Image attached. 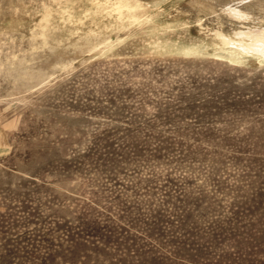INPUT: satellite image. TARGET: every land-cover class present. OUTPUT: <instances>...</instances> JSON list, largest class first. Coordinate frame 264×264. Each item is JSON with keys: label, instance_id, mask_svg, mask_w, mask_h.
Returning a JSON list of instances; mask_svg holds the SVG:
<instances>
[{"label": "rangeland", "instance_id": "1", "mask_svg": "<svg viewBox=\"0 0 264 264\" xmlns=\"http://www.w3.org/2000/svg\"><path fill=\"white\" fill-rule=\"evenodd\" d=\"M64 1L0 0V264H264V0Z\"/></svg>", "mask_w": 264, "mask_h": 264}, {"label": "bare ground", "instance_id": "2", "mask_svg": "<svg viewBox=\"0 0 264 264\" xmlns=\"http://www.w3.org/2000/svg\"><path fill=\"white\" fill-rule=\"evenodd\" d=\"M62 1V0H61ZM64 1V0H63ZM211 1V0H210ZM207 2V1H206ZM209 2V1H208ZM59 3V2H58ZM64 3H66L64 1ZM63 4V3H62ZM68 3H66L67 5ZM60 5V3L58 4ZM211 5V4H210ZM53 6V5H51ZM64 6V5H61ZM60 6V7H61ZM140 5L138 4H132V2L130 0H124V2H122L121 4H119V6H117L116 8L111 7V10L115 13H117L118 15V19L119 20H124L127 16V18L129 17V19L132 20H137V18L133 15V12L136 11V9L139 7ZM50 7V6H48ZM227 9V8H226ZM231 9V8H230ZM47 10V8H46ZM196 10V9H194ZM232 14L239 16L240 18L243 17V14L240 10L232 8L231 10ZM44 12V11H43ZM223 12V11H222ZM192 13V12H191ZM230 13V12H229ZM228 13V14H229ZM212 14V12H211ZM214 15V14H213ZM230 15V14H229ZM233 15V16H234ZM248 16V15H247ZM245 16V18L247 17ZM210 17V16H209ZM235 17V16H234ZM207 18V17H206ZM211 18V17H210ZM216 18V17H215ZM229 18H227L228 20ZM231 19H232V15H231ZM242 19V18H241ZM210 20V19H209ZM203 21V20H202ZM245 21V20H244ZM219 22V21H218ZM220 23V22H219ZM217 23V24H219ZM231 23V22H230ZM205 25V24H204ZM220 25V24H219ZM251 25V24H250ZM258 25V24H257ZM228 26V25H227ZM203 27V25H202ZM252 27V26H251ZM256 27V25H255ZM209 29V28H208ZM207 29V30H208ZM248 29V27H247ZM211 30V29H209ZM208 30V32H209ZM225 30V29H224ZM238 30V29H236ZM215 31V30H214ZM224 32V31H223ZM231 32V31H230ZM234 32V31H233ZM216 33V32H215ZM219 33V32H218ZM227 33V32H225ZM206 35V34H205ZM229 36V35H228ZM225 36L224 34L219 33L218 37L221 40V44L222 47H226V48H222L221 52H224L225 56L228 57L229 59H235L237 57H244L245 55H257L258 58L261 60V63L263 61L264 63V28L262 29H252L249 28L248 30H241L239 32L236 33L235 38L232 37H228ZM209 37V36H208ZM217 38V36H216ZM217 38V39H219ZM116 39V38H115ZM215 39V38H213ZM215 44V43H214ZM191 52H188V55H191ZM195 54H200L198 52H195ZM260 63V62H259ZM262 63V64H263ZM69 71V70H68ZM57 73V72H56Z\"/></svg>", "mask_w": 264, "mask_h": 264}]
</instances>
